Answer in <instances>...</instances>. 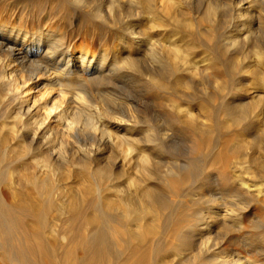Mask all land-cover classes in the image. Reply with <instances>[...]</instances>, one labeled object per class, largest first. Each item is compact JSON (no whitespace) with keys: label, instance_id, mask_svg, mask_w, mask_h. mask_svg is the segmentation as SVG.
Segmentation results:
<instances>
[{"label":"rangeland","instance_id":"1","mask_svg":"<svg viewBox=\"0 0 264 264\" xmlns=\"http://www.w3.org/2000/svg\"><path fill=\"white\" fill-rule=\"evenodd\" d=\"M103 1L0 0V30L19 27L36 36L54 31L69 51L82 48L96 58L104 53L108 61L129 54L143 71L160 73L157 82L114 77L117 83L91 91L95 102L113 112L135 109L147 116L153 125L138 126L136 138L169 144L132 146L129 151L128 146H59L58 131L52 137L57 148L65 147L67 158L54 170L41 166L38 153L46 146H28L23 134L14 135L21 124L12 117L19 101L7 97L0 80V203L6 208L36 204L39 210L30 219L44 223L38 235L49 247L26 259L39 264H230L232 255L242 252L263 261L246 245L253 240H242L257 235L252 245L264 254V193L240 186L246 178L264 188V101L254 92L264 72L257 76L255 68L246 67L243 58L254 57L253 43H231L232 37H244L246 21H240L243 27L240 19L225 14L230 8L225 4L217 9L218 17L205 14L206 0H157L155 6L160 4L151 12L122 0L114 2L113 15L102 16L104 2H111ZM174 43L195 67L166 53L163 47ZM150 47L160 53L159 59L167 55L151 63ZM72 95L68 93L70 99ZM100 133L90 129L87 136L97 139ZM146 184L158 189L157 199L140 194L139 187ZM234 214L239 229L233 225ZM14 222L16 218L12 234L1 235L0 264H26L9 251L22 244L17 238L23 232ZM76 255L87 258L79 263Z\"/></svg>","mask_w":264,"mask_h":264},{"label":"bare ground","instance_id":"2","mask_svg":"<svg viewBox=\"0 0 264 264\" xmlns=\"http://www.w3.org/2000/svg\"><path fill=\"white\" fill-rule=\"evenodd\" d=\"M108 1L111 2H104V5L107 4V10H103V8L99 10L100 15L104 14L102 16H105V14L113 15L114 2H117L118 4L122 0ZM126 1L130 4H142V7L144 8L143 10L145 12L146 10H149L150 12L156 10L154 9V6L157 0ZM186 1V3L189 2L188 4H190L191 0ZM206 1L205 4L203 3V5L206 6L205 14L209 15L211 13H214L216 16L218 14L217 9L220 7V5L223 6L225 4L230 7L228 8L226 6L230 12H228L227 9V12L229 14L227 12L225 14L230 15V18L232 17L238 20L240 19V24L242 21H246L242 22V24L245 23L244 26L246 30V32H243L245 34H243L244 37H242V35L239 37H237L238 35L236 37H232L231 43L233 46L239 43V41L241 40H244V42L246 43H253L251 47L254 52V57L252 59H248L246 56H244L243 59L247 60L246 67L255 68V75L257 74V76H261L264 72L262 71L264 70V0H246L248 4L246 5V7L242 6L243 3L239 4V0L238 2L237 0ZM157 4L155 6L156 8ZM255 8H259L262 12H260L259 9L256 10ZM225 11L226 10H224V12ZM220 12L221 15L222 13H224L222 11ZM221 15L219 14V18L221 17ZM227 15L224 17L229 18V16ZM215 16L213 17L216 18ZM237 23L235 21L236 26ZM242 24L240 26H243ZM49 32L50 31H48V33L46 34L47 36H36L33 34L29 35L28 32H25L22 28L19 27L17 29L14 28L0 30V56H2V58H0V80H2L4 85L7 86V97L10 98L11 101H14L15 99L19 101V105L17 106V109H15L16 111L12 112L14 114V116L12 117L16 118V121L18 119L21 124L19 125V127L14 125L13 127H16L12 130V132L15 136L17 135V133H20V135L23 134V141H25L28 146H46L45 150H41L38 153L42 156L41 166H48L50 169L52 168L54 170V168H58L61 162L67 158L66 150H64L65 147L63 149L61 147L57 148L55 145V138L53 140L52 133L54 134V132H57L58 134V131H62L61 135L58 134L61 136L59 140V146H128V148H125V150L129 151L132 150V146H167V144H169V142L167 143V141L165 142L161 139L140 140L136 138L133 134L139 130L138 126L145 122L148 125H153L151 124L147 116L138 113L139 110L135 111V109H132L133 111H128V114H118L116 112H113L112 109H110L109 106H107L106 104H100L101 102L99 99L94 98L99 100V104L95 102L93 100V91H91L92 87L98 88L100 86H103L104 88V86L108 83H117L114 81V77H121L127 80L131 79L132 77L131 83H141V76H143L142 78L145 77L147 81L157 82V80L160 81V73H157L154 70L147 72L143 71L140 65H138L137 61L129 54H126L120 61H117L115 58L114 60L108 61L107 55L104 53L101 54L99 58H96L94 57V53L93 56H89L87 52L82 48L69 51L67 47H64L63 39L57 32ZM259 36H261V38L263 39H260ZM172 47H163V49L167 50L166 53L168 55H170L169 53H172L173 55L179 58V56L181 55V49H179L180 47L176 44ZM148 53V57H150L151 63L153 62V60L155 62L156 60H158L159 62L162 58L167 55L162 54L160 57L161 59H159L158 54L160 53H156L154 47H150ZM185 56H180V58L183 59L182 61H184L185 63H191L192 60L188 61L190 59H188L187 57L186 61ZM192 63H194V61ZM194 64H196V62ZM132 72L135 73L133 74ZM258 84H260V86H258V88H256L254 92L258 94V98L260 99V101H264V81H262V83L259 82ZM97 88L95 89L98 90ZM68 93H73L74 96L72 95V99L68 97ZM3 103L4 100H0V107ZM171 107L173 109V113L174 111L177 112V106L171 105ZM96 119H98L99 122L101 121L100 123H102V128L96 125ZM151 119L155 122L154 126H157V120L154 118V116ZM79 123L82 127L79 126ZM110 123L112 126L110 125ZM90 129H99L101 131L100 136L97 139L87 136ZM0 146H3L1 141ZM74 154H76V152H74ZM70 155L71 159H73V152L69 153V158ZM143 157L145 161L148 160L147 155H144ZM96 170H99L101 172L104 171L103 173L105 174L109 173L105 169L96 168ZM240 186L245 188V190L248 189V191L254 190L257 195L264 193V188H261L262 183L258 186L255 184H250L249 180L246 181V178L245 180L241 179ZM139 189L140 194L142 196L145 195L149 199L151 197H153L154 199H157L159 197V192L157 191L158 189L153 185L146 184L142 187H139ZM34 210H39L36 204H31L29 208L28 206L24 207L23 205H20V203H15L14 207L9 206V208H6L3 204L0 203V239L1 235H3L2 238H4L5 231L9 234H12L14 230V227L12 226V221L14 220V218H16V222H14L15 228H17L18 226L19 229L23 232L19 236V238H17V241H22V244L16 249H12L14 246H10L12 248L9 249V251L12 252L14 255H17L18 258H21L22 263L24 261L26 262V264H39L35 259V261H28L26 257L29 256V254L34 255L36 252L49 251V247L44 243V240H42L40 235H38V231L43 229L44 223H35L32 222L30 219ZM234 215L235 216H233V225H235L234 227L238 226L239 229V224H241L240 219L236 214ZM221 216L223 215L221 214ZM257 239V235L254 234H248L246 235V237L242 238L243 243L245 244L249 241L252 242V240V244H255V240ZM252 244L247 243L246 245L251 246L252 251H254L257 256H264V254L262 255L263 250L261 251L259 246L256 247L257 245L254 246ZM106 247L108 246L106 245ZM241 253L236 252L234 255H232V260L230 261V264H264V260L261 261V259H254L253 261L250 255L248 256L246 254L242 256L243 254ZM94 254L97 257L100 256V251L98 250V248L95 250ZM255 256L253 254V257ZM86 258L87 257H82L78 255L75 256V259L79 263L84 262V259Z\"/></svg>","mask_w":264,"mask_h":264}]
</instances>
